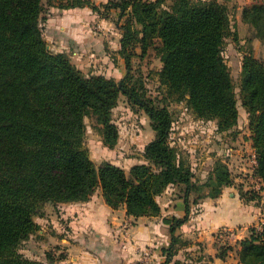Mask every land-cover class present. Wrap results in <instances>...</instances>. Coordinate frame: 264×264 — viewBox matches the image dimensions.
I'll list each match as a JSON object with an SVG mask.
<instances>
[{"label": "trees", "instance_id": "16d2710c", "mask_svg": "<svg viewBox=\"0 0 264 264\" xmlns=\"http://www.w3.org/2000/svg\"><path fill=\"white\" fill-rule=\"evenodd\" d=\"M47 1L59 8L89 5L103 17L118 10L126 72L120 79L86 74L66 52L48 48L45 0H0V264H41L21 248L38 233L36 217L44 216L46 203L87 201L100 187L114 208L125 205L135 217L159 215L157 197L171 184L184 187L186 212L165 219L171 243L160 264H194L175 259L177 230L189 220L192 202H200L190 201L197 189L194 172L170 143L169 107L147 95L132 60L137 45L139 56L152 45L162 46L158 75L168 96L216 121L219 131L232 129L239 122L238 98L223 51L228 38H239L230 6L221 0ZM242 19L264 42V0L245 5ZM243 53L239 88L250 114L254 174L264 184V58ZM120 94L146 112L155 132L144 147L146 162L129 171L108 160L97 166L85 146L88 117H95L105 146L117 145L111 110ZM207 185L211 189L201 198H216L232 185L227 163L215 162ZM229 249L242 264H264V222L261 228L251 226L235 246L221 247L220 255Z\"/></svg>", "mask_w": 264, "mask_h": 264}, {"label": "crops", "instance_id": "0c3cea01", "mask_svg": "<svg viewBox=\"0 0 264 264\" xmlns=\"http://www.w3.org/2000/svg\"><path fill=\"white\" fill-rule=\"evenodd\" d=\"M92 1L97 5L108 2ZM118 12L112 9L107 17H103L89 5L69 8L53 5L47 15L44 37L50 49L66 52L80 69L89 66L95 74L120 79L126 72L120 53V23H117L118 41L109 39L111 34H116L112 16ZM116 54L123 61L117 59ZM142 162H146L145 158L138 163ZM177 187L180 185L171 184L157 197L161 206L159 215L135 217L127 212L125 205L114 208L106 202L100 187L87 201L59 203V209L66 214L64 231L57 234L49 228L51 222L57 230L61 228L54 217H50L51 222L45 216L37 217L40 225L37 236L41 241L31 247L40 256L33 260L46 262V255L55 256L60 251L57 245H61L66 248L67 255L58 256L49 264H139L141 251L145 248L152 252V264H160L165 259L164 248L171 243L170 223L165 219L183 217L186 212L183 193H175ZM226 192L233 196L232 191L223 190L216 198L208 197L196 203L195 210L191 205L189 220L177 230L175 259L194 264H242L234 250L220 255L221 246L226 243L218 239L217 230L225 226L235 228L241 233V239L247 237L250 227L264 220V200L259 204L251 200L230 201L226 199ZM236 243L227 245L235 246Z\"/></svg>", "mask_w": 264, "mask_h": 264}, {"label": "rangeland", "instance_id": "374dc122", "mask_svg": "<svg viewBox=\"0 0 264 264\" xmlns=\"http://www.w3.org/2000/svg\"><path fill=\"white\" fill-rule=\"evenodd\" d=\"M227 1L230 6V15L233 29L238 34L239 40H234L233 37L228 38L224 46V56L230 65L231 73L236 84V92L239 107V122L238 125L228 131H219L217 123L214 120H207L198 117L186 104L185 100H175L168 96L165 85L159 81L158 71L162 67L161 51L162 46H151L146 51V54H141V47L137 45L133 56V66L136 72V77L139 82L145 87L148 96L154 98L157 102L165 104L169 107L173 116V127L170 136V143L178 152L179 157L185 160L194 172V181L197 189L190 196V201L199 198L203 201L208 197L201 198L211 189L207 182L212 175L213 167L216 161L222 160L227 163L232 179V185L225 186L223 190L232 191L233 196H229L226 192V199L244 200L259 204L264 200V184L258 176L254 174V155L251 132L249 129L250 114L242 105L240 94V72L243 59V52H253L255 56L264 58V42L256 36V31L242 19V10L245 5L253 3V0H221ZM52 6L45 0V19L42 21L43 34L45 33L46 19L49 10ZM112 20L115 22L116 34H111L109 39L118 41L119 32L117 23H122L123 20H118V13L113 14ZM122 33V31L120 32ZM113 52V51H112ZM115 57L122 60V57L117 54ZM115 60L118 63L119 60ZM124 63V62H123ZM85 67L81 69L86 74H95L90 69ZM112 121L118 128L119 139L114 148H109L103 143L102 133L97 127L95 117H88L87 133L85 146L88 148L93 161L97 166H100L104 161H113L120 164L127 171L129 167L140 162L144 158L143 151L145 145L154 138L155 132L152 128V122L148 118L146 112L130 103L128 97L120 94L116 105L111 110ZM175 189L177 195L184 193V187L181 186ZM180 188V189H179ZM254 197V198H252ZM252 198V199H251ZM196 203L192 202V207L195 210ZM59 204L56 206L53 203H46L44 206L45 214L51 222L50 217H54L60 230L54 227L51 222L49 228H52L57 234L63 233L64 224L66 222V214L63 215L62 208L59 209ZM63 207V206H62ZM63 210H66L65 208ZM41 217V216H38ZM43 217V216H42ZM37 218V217H36ZM45 223L43 222L42 225ZM54 227V228H53ZM222 228V227H220ZM219 228V229H220ZM218 229V230H219ZM217 230V231H218ZM51 232V231H50ZM37 239V240H35ZM37 234L26 241L21 248L24 255L30 259L40 256L39 253L32 250L31 245L40 242ZM228 243L221 247H226ZM55 244H53L54 246ZM52 247V246H51ZM177 247V244H176ZM59 253L55 256L46 255L47 261L41 264H49L52 259L65 255L66 248L57 245ZM53 252V250H50ZM67 255V254H66ZM65 255V256H66ZM33 257V258H31ZM62 258V256L60 257ZM37 259V258H36ZM39 262V261H38Z\"/></svg>", "mask_w": 264, "mask_h": 264}, {"label": "built area", "instance_id": "2783aa9c", "mask_svg": "<svg viewBox=\"0 0 264 264\" xmlns=\"http://www.w3.org/2000/svg\"><path fill=\"white\" fill-rule=\"evenodd\" d=\"M254 164L256 165L255 155H254ZM263 222L264 220L260 221L257 224V227L261 228ZM216 235L218 239L228 244H233L241 239V233L237 232L235 228H230L226 226L220 228L217 231ZM152 261H153V255L150 249L148 248L142 249L139 264H152Z\"/></svg>", "mask_w": 264, "mask_h": 264}, {"label": "water", "instance_id": "95a60500", "mask_svg": "<svg viewBox=\"0 0 264 264\" xmlns=\"http://www.w3.org/2000/svg\"><path fill=\"white\" fill-rule=\"evenodd\" d=\"M48 48H49V46H48Z\"/></svg>", "mask_w": 264, "mask_h": 264}]
</instances>
